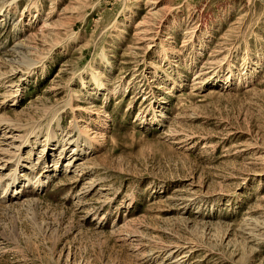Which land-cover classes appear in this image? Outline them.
Wrapping results in <instances>:
<instances>
[{
	"label": "rangeland",
	"instance_id": "obj_1",
	"mask_svg": "<svg viewBox=\"0 0 264 264\" xmlns=\"http://www.w3.org/2000/svg\"><path fill=\"white\" fill-rule=\"evenodd\" d=\"M0 264H264V0H0Z\"/></svg>",
	"mask_w": 264,
	"mask_h": 264
},
{
	"label": "bare ground",
	"instance_id": "obj_2",
	"mask_svg": "<svg viewBox=\"0 0 264 264\" xmlns=\"http://www.w3.org/2000/svg\"><path fill=\"white\" fill-rule=\"evenodd\" d=\"M27 60V59H26ZM31 64V63H30ZM89 125H86L84 128H83V130H80V133H81V135H86L88 132H89ZM79 144V143H78ZM88 144H90V145H92V143L90 142V143H88Z\"/></svg>",
	"mask_w": 264,
	"mask_h": 264
}]
</instances>
